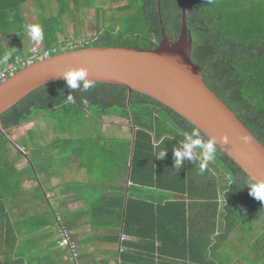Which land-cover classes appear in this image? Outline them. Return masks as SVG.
Returning <instances> with one entry per match:
<instances>
[{
  "label": "trees",
  "instance_id": "1",
  "mask_svg": "<svg viewBox=\"0 0 264 264\" xmlns=\"http://www.w3.org/2000/svg\"><path fill=\"white\" fill-rule=\"evenodd\" d=\"M31 2L35 3L44 33L42 45L34 47L50 50L61 45L64 51L55 55L89 47L152 51L162 42V28L174 41L182 30L181 0H127L119 7L125 14L123 18L112 20L110 16L108 24L113 27L106 26L107 16L102 9L103 16L98 12L101 24L97 36L68 46L71 40L62 27L68 0H0V58L12 52L2 69L16 58L30 55L24 53L21 41L26 36L23 8ZM46 2L58 4L59 14L48 16ZM185 5L192 36L191 59L202 68L206 86L264 146V0H185ZM12 40L18 42L14 47ZM94 85L87 92L70 90L66 82L41 87L0 117V186L8 188L28 175L50 179L73 158L86 166L90 159L95 161L94 166L110 163L112 170L123 168L127 175L130 171L128 200L125 203L124 198L118 199L121 210L126 211L127 235L141 236L143 232L135 230L140 224L160 226L162 217L171 220L164 230L159 229L161 235L156 230L148 233L147 229L142 235L144 240L134 244L138 252L151 248V254L122 253L119 264H142L144 260L154 263L155 255L160 261L173 260L176 264H219L216 254L220 247L250 221L260 226L254 246L259 264H264V202L249 194L251 178L218 147L216 159L203 173L199 162L185 161L181 169H174L172 151L184 141L182 133L194 126L145 95L114 85ZM70 94L75 103L67 101ZM83 100H87L86 105ZM89 117L102 124L124 126L130 139L68 136L73 124ZM45 121L53 122L48 130H53L56 139L48 145L32 143L30 149L28 140L48 132ZM24 126L32 128L27 140L17 145L13 133ZM165 148V159H156ZM49 149L62 157L45 158ZM19 154L29 158L24 168L18 167L22 160ZM80 260L79 251L77 264Z\"/></svg>",
  "mask_w": 264,
  "mask_h": 264
},
{
  "label": "crops",
  "instance_id": "2",
  "mask_svg": "<svg viewBox=\"0 0 264 264\" xmlns=\"http://www.w3.org/2000/svg\"><path fill=\"white\" fill-rule=\"evenodd\" d=\"M33 4V2L29 4L30 8ZM97 9L84 13L85 19L77 23L63 17L62 27L65 35L66 26L80 25V28H74L79 32L76 37L80 38V33L93 29L96 34L90 38H95L98 25L101 24L98 12L102 10ZM31 11L34 13L32 17L31 13L24 14L26 24L39 25L35 5ZM46 11L48 16L59 14L58 4L47 5ZM100 14L103 16V13L100 12ZM105 15L107 24L111 15L106 13ZM66 38L71 40L67 35ZM21 42L24 53L29 54L34 46L42 45L43 41L36 43L26 32ZM17 44L18 42L12 40V47ZM6 50L8 51V47ZM2 67L0 64V69ZM47 139L46 137H35L34 141L28 140L27 143L32 149V143L41 146L48 145L56 137L50 139L49 142L46 141ZM129 139L130 137L125 135L119 138L123 141ZM17 157L22 158L18 165L19 168L28 165L29 158L22 154ZM88 163L89 166L82 165L78 159L73 158L68 166L58 171L55 170L57 174L50 179L46 176L32 178L28 175L24 179L17 180V182L20 181L19 184L13 183L8 188L0 186V264H71L68 252L57 246L59 235L56 215L58 214L61 215L62 223L71 231L79 246L80 264H119L122 253L129 252L144 256L152 253V249L148 247L138 252L134 244H140L142 239L144 240L142 235L144 232L147 233V229L150 230L148 233H154L156 230L161 235L159 229L164 230L165 225L171 220H165L166 218L162 217L160 226L151 224L145 226L146 228L140 224L138 228L135 227V230L142 231L141 236L127 235L125 233L126 211L125 208L121 210L118 199L124 198L125 203L128 200L131 186L128 176L130 171L127 175L123 168L112 170L110 167L114 166L110 163L106 167L94 166L95 161L91 159ZM239 231H241L240 228L218 250L216 258L221 261L219 264L260 263L256 246H254L255 240H252L253 234L250 232L244 235L249 244L243 254L240 253V244L237 242ZM248 234L251 236L249 237ZM170 261H160L155 255L154 263L152 260H144L142 264L159 262L176 264L172 262L173 260Z\"/></svg>",
  "mask_w": 264,
  "mask_h": 264
},
{
  "label": "water",
  "instance_id": "3",
  "mask_svg": "<svg viewBox=\"0 0 264 264\" xmlns=\"http://www.w3.org/2000/svg\"><path fill=\"white\" fill-rule=\"evenodd\" d=\"M182 1V30L174 41L162 28L158 48L89 47L62 52L20 70L0 84V117L41 87L66 82L69 69L86 68L98 84L124 87L169 108L207 137L254 182H264V146L205 84L191 59L192 36ZM227 143H220L221 137ZM246 138V139H245Z\"/></svg>",
  "mask_w": 264,
  "mask_h": 264
},
{
  "label": "rangeland",
  "instance_id": "4",
  "mask_svg": "<svg viewBox=\"0 0 264 264\" xmlns=\"http://www.w3.org/2000/svg\"><path fill=\"white\" fill-rule=\"evenodd\" d=\"M68 7H67V14L64 16L66 19L68 20H74L76 23L77 21L81 22L84 18L83 14L89 11H96L98 10L97 8H101L103 10H105L106 14H110L111 18L114 19H118V18H123L124 17V13H121L119 10V7H121V5L127 1V0H68ZM76 1V3H75ZM106 3V5L104 4ZM31 4V3H30ZM35 5V3L31 6V8H33ZM49 5L46 2V6ZM29 4L24 6L23 11L27 13H31V17L32 15L34 16V13L31 11V8ZM52 6H50L51 8ZM56 8V7H55ZM53 8V9H55ZM52 9V8H51ZM103 10H99V12H102ZM47 13V12H46ZM76 15V16H75ZM94 15V14H93ZM91 16V14H90ZM113 20V19H112ZM111 20V22H113ZM78 22V23H79ZM115 22V21H114ZM106 26L108 27H113L112 23H107ZM116 26V25H114ZM77 28H80V25H76L75 27H73L72 25H68L66 26V35L71 39V43L69 45H73V43L75 41H79L80 43L84 42L85 40H90L92 36H94L96 33L95 31L92 29V31H85V33H80V38L76 37L77 34V30H74ZM82 28V27H81ZM79 33V32H78ZM86 38V39H84ZM89 38V39H88ZM74 41V42H72ZM45 121L44 126L45 128L48 130V128H52L53 127V122H48ZM38 123V122H37ZM34 127V126H33ZM32 126H24L19 128L17 131H15L13 133L12 139L13 141L19 145L21 142H23V139L27 140V132L29 129H31ZM34 129L36 130V128L34 127ZM71 136L77 138V139H86V138H90V137H103L105 139H119L122 136H129V132L128 129L125 128L124 126H122V128H120L118 125L115 124H102L101 122H99L98 120H95L92 117L89 118H85L82 122L73 124V126H71L69 129ZM46 135V136H45ZM45 135H40L42 137H46L48 138L46 141L49 142L50 139L55 138L56 135L53 132V130H48V132ZM39 137V133L36 134V138ZM40 138V137H39ZM22 140V141H21ZM21 149H23L20 146ZM48 155L47 157H51L53 158V156L57 157L58 159L60 157H62L61 155H59L58 151H54L52 152V149L48 150ZM58 166H56V170H57ZM252 228L249 231H247V229H249V227ZM247 225H244V228H241V231H239V236H238V244H240V253L243 254V251L247 248L249 242H247V240L245 239L244 235H246L247 233L250 232V234H253V238L252 240H257L258 234L260 232V226L257 225L255 222L250 221V223ZM249 235V234H248ZM242 236L244 237V239H240L242 238ZM251 235H249L250 237ZM241 245H242V249H241Z\"/></svg>",
  "mask_w": 264,
  "mask_h": 264
},
{
  "label": "clouds",
  "instance_id": "5",
  "mask_svg": "<svg viewBox=\"0 0 264 264\" xmlns=\"http://www.w3.org/2000/svg\"><path fill=\"white\" fill-rule=\"evenodd\" d=\"M25 31L31 40L40 43L44 39L43 29L40 25L26 24ZM71 46V45H69ZM43 48V47H42ZM12 57V52L4 54L0 58V64L6 65ZM88 70L86 68L69 69L65 71L61 77L66 81V87L70 90H79L87 92L93 88L94 81L88 79ZM69 103H75L73 95L67 96ZM85 105L87 100L82 101ZM184 141L180 143V147L173 149V167L174 169H181L185 161L195 164L199 162V170L203 173L209 164L217 157V140L214 137L205 138L199 128L193 127L192 130L184 131ZM246 139V138H245ZM227 137H221L220 143H227ZM199 150V155H197ZM167 149L161 150L155 156L156 159L164 160L167 155ZM249 194L255 199L264 202V182L248 181Z\"/></svg>",
  "mask_w": 264,
  "mask_h": 264
},
{
  "label": "built area",
  "instance_id": "6",
  "mask_svg": "<svg viewBox=\"0 0 264 264\" xmlns=\"http://www.w3.org/2000/svg\"><path fill=\"white\" fill-rule=\"evenodd\" d=\"M60 51H64L61 45L50 50L33 47L30 55L16 58L7 67L0 69V84L14 77L20 70L28 68L39 61L48 59ZM57 231L59 235L58 247L68 252L72 264H77L79 258L78 244L72 239L71 231L62 223L60 215H57Z\"/></svg>",
  "mask_w": 264,
  "mask_h": 264
}]
</instances>
